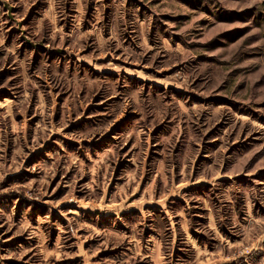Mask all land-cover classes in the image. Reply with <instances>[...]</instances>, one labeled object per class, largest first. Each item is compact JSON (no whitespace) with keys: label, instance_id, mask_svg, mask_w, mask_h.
<instances>
[{"label":"rangeland","instance_id":"1","mask_svg":"<svg viewBox=\"0 0 264 264\" xmlns=\"http://www.w3.org/2000/svg\"><path fill=\"white\" fill-rule=\"evenodd\" d=\"M0 264H264V0H0Z\"/></svg>","mask_w":264,"mask_h":264}]
</instances>
